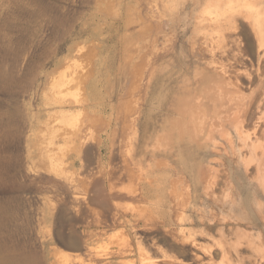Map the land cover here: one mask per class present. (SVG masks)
Returning <instances> with one entry per match:
<instances>
[{"label":"rangeland","instance_id":"rangeland-1","mask_svg":"<svg viewBox=\"0 0 264 264\" xmlns=\"http://www.w3.org/2000/svg\"><path fill=\"white\" fill-rule=\"evenodd\" d=\"M202 7L197 0H0V264H140L136 243L152 256L151 237L183 264H198L191 245L168 234L155 195L140 201L112 192L105 171L143 130L152 136L155 100L168 104L172 95L152 72L185 68ZM130 107L138 125L123 136L117 116ZM108 125L117 137L106 152L99 144ZM239 169L241 227L264 235V191ZM187 227L202 240L199 225Z\"/></svg>","mask_w":264,"mask_h":264},{"label":"bare ground","instance_id":"bare-ground-1","mask_svg":"<svg viewBox=\"0 0 264 264\" xmlns=\"http://www.w3.org/2000/svg\"><path fill=\"white\" fill-rule=\"evenodd\" d=\"M197 2L203 7L187 54L193 60L186 57L184 69L171 65L152 72L170 83L172 94L168 104L156 98L153 105L155 122L161 113V123L154 125L153 137L143 130L127 152L120 149V164L105 177L119 195L124 191L140 201L155 195L168 234L191 245L198 264H264V235L253 237L252 229L241 227L233 178L243 166L244 177L264 191V143L257 144V134L264 136V0ZM102 106L115 110L113 104ZM137 113L119 109L115 121L122 131L136 132ZM105 132L99 149L109 152L117 129L108 125ZM187 224L201 227L202 240ZM153 239L152 256L137 241L140 264L184 263Z\"/></svg>","mask_w":264,"mask_h":264}]
</instances>
